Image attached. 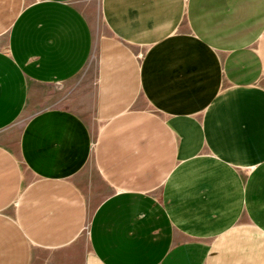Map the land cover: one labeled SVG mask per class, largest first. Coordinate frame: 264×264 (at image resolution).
Here are the masks:
<instances>
[{
  "label": "crops",
  "instance_id": "crops-1",
  "mask_svg": "<svg viewBox=\"0 0 264 264\" xmlns=\"http://www.w3.org/2000/svg\"><path fill=\"white\" fill-rule=\"evenodd\" d=\"M77 1L0 0V264H264V0Z\"/></svg>",
  "mask_w": 264,
  "mask_h": 264
},
{
  "label": "rangeland",
  "instance_id": "rangeland-1",
  "mask_svg": "<svg viewBox=\"0 0 264 264\" xmlns=\"http://www.w3.org/2000/svg\"><path fill=\"white\" fill-rule=\"evenodd\" d=\"M100 3L101 0H78V6L85 12L89 18L93 21L95 27H99L101 22L100 15ZM83 76L87 77V81L93 83V69L89 66ZM81 185L83 186L84 194L86 198L91 201L102 199L108 194L109 191L106 190V187L102 183L100 177L96 173L95 169L91 164H88L83 172V176L80 179ZM95 189V191H90V187Z\"/></svg>",
  "mask_w": 264,
  "mask_h": 264
}]
</instances>
